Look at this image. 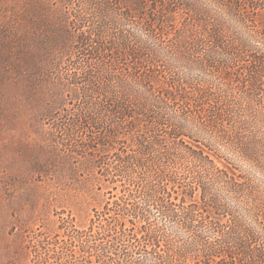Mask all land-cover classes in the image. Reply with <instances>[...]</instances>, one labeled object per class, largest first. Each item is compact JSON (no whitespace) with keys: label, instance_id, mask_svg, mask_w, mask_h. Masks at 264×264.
Masks as SVG:
<instances>
[{"label":"trees","instance_id":"obj_1","mask_svg":"<svg viewBox=\"0 0 264 264\" xmlns=\"http://www.w3.org/2000/svg\"><path fill=\"white\" fill-rule=\"evenodd\" d=\"M56 2L68 27L52 47L76 59L79 95L51 140L109 198L88 227L60 219L18 256L264 264V190L222 154L264 177V0Z\"/></svg>","mask_w":264,"mask_h":264},{"label":"rangeland","instance_id":"obj_2","mask_svg":"<svg viewBox=\"0 0 264 264\" xmlns=\"http://www.w3.org/2000/svg\"><path fill=\"white\" fill-rule=\"evenodd\" d=\"M56 1L0 0V263L18 257L20 264H31V255L18 254L34 234H61L60 219L86 228L109 198L85 181L82 170L67 171V163L77 166L76 158L66 159L67 150L51 140L52 121L79 95L76 59L52 47L68 22L53 13L65 8ZM55 134L60 141V132ZM222 154L264 190L258 171Z\"/></svg>","mask_w":264,"mask_h":264}]
</instances>
